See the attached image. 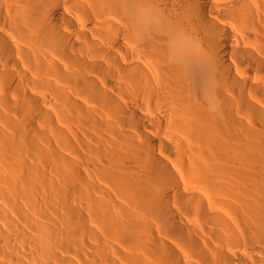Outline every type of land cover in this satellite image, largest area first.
Here are the masks:
<instances>
[{
	"label": "bare ground",
	"instance_id": "obj_1",
	"mask_svg": "<svg viewBox=\"0 0 264 264\" xmlns=\"http://www.w3.org/2000/svg\"><path fill=\"white\" fill-rule=\"evenodd\" d=\"M0 264H264V0H0Z\"/></svg>",
	"mask_w": 264,
	"mask_h": 264
}]
</instances>
